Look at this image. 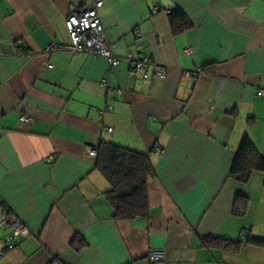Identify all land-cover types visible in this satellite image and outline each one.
<instances>
[{"label": "crops", "instance_id": "0c3cea01", "mask_svg": "<svg viewBox=\"0 0 264 264\" xmlns=\"http://www.w3.org/2000/svg\"><path fill=\"white\" fill-rule=\"evenodd\" d=\"M99 1L112 53L147 56L165 78L126 61L105 78L102 58L44 53L69 43L66 18L93 0H0V220L30 232L0 248V264H150L152 252L164 253L154 264H264V247L247 243L264 241V174H230L245 135L264 158V0ZM176 10L189 22L180 33ZM100 143L149 157L147 219L113 218L87 155Z\"/></svg>", "mask_w": 264, "mask_h": 264}, {"label": "trees", "instance_id": "16d2710c", "mask_svg": "<svg viewBox=\"0 0 264 264\" xmlns=\"http://www.w3.org/2000/svg\"><path fill=\"white\" fill-rule=\"evenodd\" d=\"M169 21L174 33H180L189 27L186 17L177 10L169 14ZM94 148L97 151L94 168L109 185L110 189L105 196L113 218L120 221L147 219L150 212L147 180L153 174L149 157L110 143H100ZM253 172L264 174V158L258 155L245 135L236 151L230 174L245 181ZM237 202L238 198L234 214H240L243 207L240 200L238 205ZM210 241L225 247H237L240 244L218 238L206 240L207 243ZM247 243L264 247V241L261 240L248 239Z\"/></svg>", "mask_w": 264, "mask_h": 264}, {"label": "built area", "instance_id": "2783aa9c", "mask_svg": "<svg viewBox=\"0 0 264 264\" xmlns=\"http://www.w3.org/2000/svg\"><path fill=\"white\" fill-rule=\"evenodd\" d=\"M103 6V2L99 0H93L92 7L78 14H70L64 23L65 30L68 35L69 43L67 45L51 44L48 46L44 53L51 55L52 53L60 50L68 51L71 54H87L95 58H102L107 64V71L105 78L115 69L121 61H126L130 64V73L132 75H140L143 80L148 79H163L166 76V71L157 66L147 56H140L133 58L131 52H127L125 57H116L112 51L111 46L107 41L106 33L102 25L99 11ZM133 45L135 48H139L142 45L141 36L137 29L132 32ZM187 55L192 54V50L187 48L184 50ZM202 73L201 69H196L193 72L194 77H198ZM103 78L101 85H106V79ZM117 95H121L120 91H116ZM257 96H263L264 90H258ZM108 110L110 108H107ZM25 117L20 119V122H28ZM104 132L111 133L112 129L105 128ZM158 154H162L160 148H156ZM87 155L91 159H96L97 151L95 148H90L87 151ZM8 223L11 231L0 240V248L6 250L16 249L23 240L30 236L28 228L16 217L10 216L6 221L0 220V226H4ZM164 259L163 252H152L148 256L150 264L160 262Z\"/></svg>", "mask_w": 264, "mask_h": 264}]
</instances>
